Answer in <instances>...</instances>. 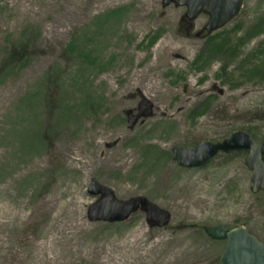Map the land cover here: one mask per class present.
Wrapping results in <instances>:
<instances>
[{
  "label": "rangeland",
  "instance_id": "rangeland-1",
  "mask_svg": "<svg viewBox=\"0 0 264 264\" xmlns=\"http://www.w3.org/2000/svg\"><path fill=\"white\" fill-rule=\"evenodd\" d=\"M185 12L163 0H0V264H219L224 241L203 228L220 224L264 242L245 153L183 168L171 152L239 129L264 136V32L253 33L264 0H242L209 35L207 14ZM208 36L235 55L196 65ZM143 100L151 115L129 128ZM92 179L118 200L146 197L168 222L141 209L90 219Z\"/></svg>",
  "mask_w": 264,
  "mask_h": 264
},
{
  "label": "water",
  "instance_id": "water-1",
  "mask_svg": "<svg viewBox=\"0 0 264 264\" xmlns=\"http://www.w3.org/2000/svg\"><path fill=\"white\" fill-rule=\"evenodd\" d=\"M173 3L185 6V17L195 19L200 13L208 15L203 27L210 34L233 20L242 7V0H163V5ZM147 103V108L142 105ZM151 115V103L143 100L136 114L126 112L127 126L132 128L141 117ZM172 158L183 168H197L207 164L221 153L245 152V165L250 170L253 193H264V136L255 141L246 130H235L222 140H204L193 146L174 144L171 147ZM91 195L99 199L90 205L88 217L92 220L108 222L123 221L132 213L143 210L151 225L162 226L169 220L167 210L152 203L144 196H135L128 200H118L113 191L92 179L88 185ZM204 232L214 240L224 241L219 264H264V242L250 234L244 227L228 228L223 224L205 226Z\"/></svg>",
  "mask_w": 264,
  "mask_h": 264
},
{
  "label": "trees",
  "instance_id": "trees-1",
  "mask_svg": "<svg viewBox=\"0 0 264 264\" xmlns=\"http://www.w3.org/2000/svg\"><path fill=\"white\" fill-rule=\"evenodd\" d=\"M262 33V32H264V16L260 19V21H259V23L257 24V28H255V31H253V33ZM252 33V34H253ZM155 40H156V36L155 37H153V39L150 41V44H153L154 42H155ZM207 43L209 44V46H208V50L206 51V55L204 54H202V53H200L199 55H198V57H197V59H196V65H198L199 67L204 63V62H206L209 58H210V56L212 55V54H216V53H221V52H226V53H228L229 54V56H233V55H235V52H236V47L235 46H230V45H228L227 44V42H228V40H227V38H224V39H222L220 42H217V43H215V41H214V36H208L207 37ZM228 45V46H227ZM19 49H18V51L19 52H14V51H12V55H20V54H24L25 53V51H24V47L23 46H19L18 47ZM22 58V57H21ZM255 66H253V68H254ZM254 71H256V69H254ZM254 71L253 70H249V71H247V72H251V73H254ZM206 108V107H205ZM205 108L204 109H202V111H194L192 114H191V117L192 118H195V117H197V116H199V115H201V114H203L204 113V111H205ZM253 137H255V135L254 134H251Z\"/></svg>",
  "mask_w": 264,
  "mask_h": 264
}]
</instances>
